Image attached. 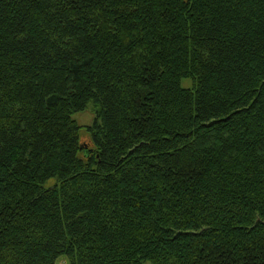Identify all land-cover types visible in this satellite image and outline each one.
<instances>
[{
	"label": "trees",
	"instance_id": "obj_1",
	"mask_svg": "<svg viewBox=\"0 0 264 264\" xmlns=\"http://www.w3.org/2000/svg\"><path fill=\"white\" fill-rule=\"evenodd\" d=\"M60 257L264 264V0H0V264Z\"/></svg>",
	"mask_w": 264,
	"mask_h": 264
},
{
	"label": "rangeland",
	"instance_id": "obj_2",
	"mask_svg": "<svg viewBox=\"0 0 264 264\" xmlns=\"http://www.w3.org/2000/svg\"><path fill=\"white\" fill-rule=\"evenodd\" d=\"M181 86L184 88H188L191 86V81L188 79H183L181 81ZM94 114L92 111L91 106L87 107V109L83 112H79L73 115V119L77 122L78 125L86 126L90 125L93 121ZM81 137L83 140H86L87 136L84 134V132L81 133ZM53 180H50L52 182ZM56 264H66V261L63 257H60Z\"/></svg>",
	"mask_w": 264,
	"mask_h": 264
}]
</instances>
